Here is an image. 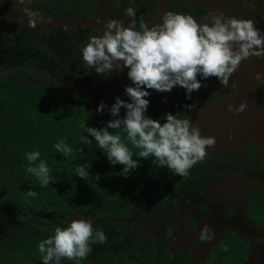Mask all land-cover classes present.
I'll use <instances>...</instances> for the list:
<instances>
[{
  "label": "flooded vegetation",
  "instance_id": "flooded-vegetation-1",
  "mask_svg": "<svg viewBox=\"0 0 264 264\" xmlns=\"http://www.w3.org/2000/svg\"><path fill=\"white\" fill-rule=\"evenodd\" d=\"M30 7L40 14L35 27L27 24L15 0L0 3V84L7 79L9 90L30 89L64 105L83 136L85 125L102 128L111 119L107 109L96 112L98 104L110 107L117 96L127 100L123 89L131 85L127 69L98 76L80 56L89 37L105 30L106 20H122L127 27L126 10L133 8L137 23L143 19L149 27L168 11L191 15L200 23L215 11L251 19L264 33V0L253 6L244 0H33ZM235 77L236 72V83ZM201 84L190 100L178 86L168 93L149 90L146 116L163 122L166 113L179 115L216 142L186 176L157 168L149 158L139 160L127 178L120 177L118 190L111 193L112 207L126 216L112 227V249L119 262L264 264V111H246L249 128L241 126L245 117L224 122L222 117L232 113L227 105L234 108L237 102L234 87L222 88L215 77ZM185 104L195 107L185 112ZM218 106L225 107L220 115L202 112ZM81 203L74 215L92 221L98 230L102 222L95 214L101 208ZM205 226L208 238L201 239Z\"/></svg>",
  "mask_w": 264,
  "mask_h": 264
},
{
  "label": "clouds",
  "instance_id": "clouds-1",
  "mask_svg": "<svg viewBox=\"0 0 264 264\" xmlns=\"http://www.w3.org/2000/svg\"><path fill=\"white\" fill-rule=\"evenodd\" d=\"M4 0H0L3 3ZM253 6L257 0H244ZM30 27L39 23V12L32 7L33 0H15ZM130 18L127 27L122 20L108 19L101 35H92L82 47L80 56L86 68L94 69L98 76L107 77L112 71L127 69L130 86L123 89L127 100L117 96L109 107L101 101L96 112L107 109L111 119L105 127L85 125L87 135L81 136L83 144H91L93 138L112 165H121L117 175L127 178L139 166V160H148L157 167H165L172 175L186 176L207 155L206 148L215 145V137H205L198 127L187 118L166 113L161 120L145 115L151 95L149 90L159 93L171 92L173 88L184 89L185 98L202 88L201 81L215 77L222 88L235 87L233 73L240 63L250 57H264V33L248 18L226 17L209 12V21L198 23L188 14L166 12L159 24L149 27L143 19L138 23L135 10L128 8ZM139 29V30H138ZM199 77V79H198ZM255 79L264 83V74L257 73ZM195 105H183L185 112ZM233 111L232 105H227ZM121 109L124 115L121 117ZM246 103L235 108L243 113ZM109 129H120L126 133L113 134ZM127 141V143H125ZM131 145V148L129 147ZM52 147L68 156L72 149L63 140ZM138 149L134 159L132 149ZM26 171L35 176L41 187L52 182L51 170L41 158L39 150L25 153ZM89 164L75 168L77 177L89 176ZM37 192L29 190L27 197L35 198ZM90 220L73 219L67 227H56L54 234L37 245L41 264H60L62 258L79 260L91 252V244L105 243L102 230L93 231ZM208 227L201 230V239H207Z\"/></svg>",
  "mask_w": 264,
  "mask_h": 264
},
{
  "label": "trees",
  "instance_id": "trees-1",
  "mask_svg": "<svg viewBox=\"0 0 264 264\" xmlns=\"http://www.w3.org/2000/svg\"><path fill=\"white\" fill-rule=\"evenodd\" d=\"M6 84H10L7 79L0 84V205L8 208L0 212L3 264H41L37 245L50 236L40 229L67 227L78 219L74 210L81 202L101 208L95 215L102 222L98 230L104 229L106 242L91 244V252L83 259L62 258L60 264H126L122 259L119 262L112 249V227L126 219L112 207L115 198L111 195L123 181L117 175L122 166L110 164L93 138L89 137L91 144L81 143L83 133L64 105L30 89L9 90ZM61 140L72 149L68 156L52 147ZM33 150L40 151L51 170L52 182L47 187L26 171L25 153ZM132 150L133 158L138 157L139 150ZM85 163L90 165L89 176L82 179L75 168ZM29 190L38 195L27 197Z\"/></svg>",
  "mask_w": 264,
  "mask_h": 264
},
{
  "label": "crops",
  "instance_id": "crops-1",
  "mask_svg": "<svg viewBox=\"0 0 264 264\" xmlns=\"http://www.w3.org/2000/svg\"><path fill=\"white\" fill-rule=\"evenodd\" d=\"M250 60H243L238 69L236 70V83L234 87V99L237 100L235 103L234 101V108L232 113L228 116H223L222 119L224 122H238L242 120V117H245V122L241 123V126L243 127H250L252 123H250L246 118L248 114L246 113L247 109L240 114L235 113V108L241 104L246 103L249 108V106L254 107V111L257 109V107L262 108L264 111V106L258 104H261L264 102V83H261L255 79V75L257 73L263 74L264 72V57L256 58V57H250ZM252 102V105L250 104ZM223 106L218 107H212V108H206L202 110L204 112L207 110V114L209 112L213 115H220L222 112H224ZM250 112L253 111L251 108L248 109ZM201 112V111H199ZM246 115V116H245ZM219 118V117H218ZM254 129H250L252 134Z\"/></svg>",
  "mask_w": 264,
  "mask_h": 264
},
{
  "label": "rangeland",
  "instance_id": "rangeland-1",
  "mask_svg": "<svg viewBox=\"0 0 264 264\" xmlns=\"http://www.w3.org/2000/svg\"><path fill=\"white\" fill-rule=\"evenodd\" d=\"M26 92H29V90H26ZM119 135H121V137H122V139L126 136V133L125 132H123V131H119V132H117ZM125 142H127V141H125ZM134 149V148H133ZM135 150H137V149H135ZM137 153H138V151H137ZM92 226H94V225H92ZM40 231L41 232H44V233H46L47 235H49V236H51V235H53L54 234V230H52V229H50L49 227H46V228H41L40 229ZM2 257L0 256V264H3V262H2Z\"/></svg>",
  "mask_w": 264,
  "mask_h": 264
},
{
  "label": "water",
  "instance_id": "water-1",
  "mask_svg": "<svg viewBox=\"0 0 264 264\" xmlns=\"http://www.w3.org/2000/svg\"><path fill=\"white\" fill-rule=\"evenodd\" d=\"M248 60H250V59H248ZM263 74H264V72H263ZM34 84H35V85H38V84H36V83H34ZM250 104L252 105V102H250ZM247 106H248V105H247ZM249 108H251V109L254 111V107L249 106ZM249 108L247 107V110H248ZM238 122H240V121H238ZM253 133H254V130H253ZM7 210H8L7 207L0 205V212L7 211Z\"/></svg>",
  "mask_w": 264,
  "mask_h": 264
}]
</instances>
